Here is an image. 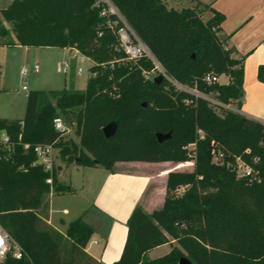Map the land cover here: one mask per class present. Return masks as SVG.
Segmentation results:
<instances>
[{"label":"trees","instance_id":"1","mask_svg":"<svg viewBox=\"0 0 264 264\" xmlns=\"http://www.w3.org/2000/svg\"><path fill=\"white\" fill-rule=\"evenodd\" d=\"M98 1L13 0L2 9L16 41L0 46L78 50L92 61V76L85 89L30 91L24 118H0V225L24 251L0 264H103L87 251L95 228L83 217L66 234L47 222L48 195L74 190L59 181L58 169L53 185L47 182L50 173L35 149L40 144L59 147L68 165L111 172L123 161L178 163L160 173L168 174L162 207L134 209L122 255L112 264H179L184 251L193 264H264V123L194 92L241 106L244 58L219 37L224 14L201 0L182 9L165 0H111L171 78L156 83L144 74L155 68L151 59L132 63L115 50L116 35ZM206 11L214 13L208 21ZM207 74L229 80L208 83ZM258 78L264 82V65ZM62 115L75 123L79 143L56 130ZM111 122L118 129L107 138L103 128ZM158 133L171 137L159 142ZM213 150L224 154L222 161H214ZM238 158L252 175L238 174ZM164 244L171 246L167 254L149 257Z\"/></svg>","mask_w":264,"mask_h":264},{"label":"crops","instance_id":"2","mask_svg":"<svg viewBox=\"0 0 264 264\" xmlns=\"http://www.w3.org/2000/svg\"><path fill=\"white\" fill-rule=\"evenodd\" d=\"M165 1L177 9L196 6V2L192 0ZM201 1L212 3V8L224 14L219 37L226 39L227 46L236 50L237 57L244 58V95L241 106L238 108L232 104L233 107L238 112L264 123V82L258 78L259 67L264 65V0ZM213 16L212 11H206L203 19L208 21ZM1 76L0 71V78ZM223 78L228 82V76H221L219 80ZM165 162L170 163L169 165L175 163ZM68 166L72 172L86 168L85 173L91 178L77 185L70 174L64 184L73 188V197L76 199L81 193H91V196L85 197L86 201L82 203L79 199H74L72 204L56 207L54 204L57 194L51 192L47 197V222L66 234L70 223L83 217L95 228V233L87 245L88 253L103 264H112L122 255L128 234L127 221L134 209L140 206L145 212L152 213L162 207L168 174L160 176V173L170 166H166L164 162L123 161L116 163L113 172L100 166L89 167L77 163ZM101 169L103 172H100ZM97 177H101L100 182L92 188L95 183L91 184ZM59 181L63 183L60 175ZM152 251L149 252V257Z\"/></svg>","mask_w":264,"mask_h":264},{"label":"rangeland","instance_id":"3","mask_svg":"<svg viewBox=\"0 0 264 264\" xmlns=\"http://www.w3.org/2000/svg\"><path fill=\"white\" fill-rule=\"evenodd\" d=\"M12 1L13 0H0V42L16 41L13 23L6 20L2 15V9L7 8ZM2 31H5L7 34L1 35ZM68 60L71 61L72 65L68 73H64L63 66ZM35 64H38L41 68L39 73H35L34 71ZM24 66H27L30 69L28 77H23L21 75V70ZM91 66L92 61L87 56L78 54L77 58H73V52H71L70 49L56 47H25L21 45L0 46V71L2 72L0 78V118L11 120L24 118L27 106V96L30 91L43 90L49 92L52 90H61L63 88L85 89L89 79ZM79 67L83 69V72L80 75L78 74ZM24 80L27 82L28 91L23 90ZM220 81L226 82V78H223ZM206 95L211 99L215 98L212 94ZM63 118L65 119V117ZM64 138L66 140L73 138L76 142H80V137L76 135L75 128H73L70 133L64 135ZM56 155L57 163H60L63 166V171L60 175L63 183H67L70 174L73 179H75L77 185H81L86 179L91 180V178L85 173L87 169H84V167L80 168L79 172H75L74 170L72 172V169L68 164L61 160L62 158L59 147H56ZM74 163L76 164L77 162ZM176 164L177 163H172L168 166L173 167ZM100 168L104 167L100 166ZM193 168L194 165L180 168L179 170L190 171ZM100 172H103V169H101ZM98 177L94 182L92 181L93 183L91 185L95 183L92 188H95V186L99 184L102 176L100 178ZM89 196H91V193H81V195L75 199L72 193H59L56 195L54 205L56 207H63L64 205L72 204L71 201L74 199H79L82 203L86 201L85 197L89 198ZM171 245L181 248L175 240L172 241ZM170 249V244L159 246L150 253V258L163 256L167 254ZM184 253L185 256L189 257L187 252L184 251Z\"/></svg>","mask_w":264,"mask_h":264},{"label":"built area","instance_id":"4","mask_svg":"<svg viewBox=\"0 0 264 264\" xmlns=\"http://www.w3.org/2000/svg\"><path fill=\"white\" fill-rule=\"evenodd\" d=\"M98 5H103V9L101 11V16L107 17L108 26L112 28L116 35L117 44L115 50L118 52H122L126 58L134 63L135 61L148 57L155 64V68L151 71L144 72L145 77L148 79H155L159 75H163L164 78H168L171 80L169 75L167 74L164 67L157 60L155 55L152 53L147 44L140 38L137 32L133 29V27L129 24L126 18L121 14L119 9L115 6V4L111 0H99L97 2ZM80 53L78 50H73V58H77ZM72 63L68 60L63 66L64 73H68ZM41 70L38 64L34 65L35 73H39ZM83 69L81 67L78 68V74H82ZM30 73V69L27 66H24L21 70V75L23 77H28ZM92 76V72L90 71L89 77ZM205 80L208 83L219 81V77L214 74H207ZM23 90L28 91L27 82L24 80L23 82ZM179 86V85H178ZM180 88H184L183 86H179ZM196 96L203 97L210 102L223 106L227 109L238 111L232 104H225L217 99H211L206 94H201L195 92ZM54 126L56 130L62 132L64 135L70 133L75 126V123L67 122L62 116L57 117L54 120ZM2 139L4 142H8L9 137L6 134L2 135ZM36 152L38 156V162L43 165L45 170L50 173L47 182L53 185V173L57 169V155H56V146L54 144H40L36 146ZM214 153V161L220 162L224 158V154L221 151L213 150ZM238 167V174L243 176H250L253 174V169L246 165L240 158L236 160ZM12 253L16 258H22L24 255V251L22 247L17 244L11 236L3 229L0 225V262H3L6 256ZM31 264H33L31 262Z\"/></svg>","mask_w":264,"mask_h":264},{"label":"water","instance_id":"5","mask_svg":"<svg viewBox=\"0 0 264 264\" xmlns=\"http://www.w3.org/2000/svg\"><path fill=\"white\" fill-rule=\"evenodd\" d=\"M163 80H164L163 75H159L154 79L156 83H161ZM117 129H118L117 124L115 122H111L103 128V131H104L105 136L107 138H110L115 135V133L117 132ZM170 137H171L170 133L169 134H163V133L157 134V138L159 142H163L164 140L169 139ZM78 160L79 158L76 159V161ZM57 169H58V175H61L63 171V166L60 163L57 164ZM179 264H193V262L188 256L184 255L180 258Z\"/></svg>","mask_w":264,"mask_h":264}]
</instances>
